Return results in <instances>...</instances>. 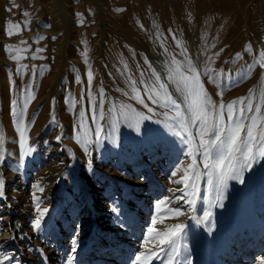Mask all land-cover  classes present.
<instances>
[{"label": "rangeland", "instance_id": "rangeland-1", "mask_svg": "<svg viewBox=\"0 0 264 264\" xmlns=\"http://www.w3.org/2000/svg\"><path fill=\"white\" fill-rule=\"evenodd\" d=\"M117 8L124 11L117 12ZM25 11L30 15H22ZM25 20L30 21L27 30H23ZM9 22L20 23L22 31L8 36ZM169 29L183 41L189 57L198 65L200 83L208 96L226 104L249 96L251 89L253 106L259 104V115L264 117V67L260 66L264 63V0H0V135L6 149V158L0 162V178L5 180V198H0V217L4 218L0 222V257L14 258L6 264H68L77 224L81 228L74 264H131L138 253L148 249L158 252L162 247L159 240L170 238L172 231H177V242L182 243L179 230L172 228L178 223H186L192 264H264V160L244 173L243 183L228 181L226 191L234 194L230 215L221 212L216 218L214 206L215 229L211 234L188 214L179 218L170 214L163 225L157 217L155 225L169 231L155 242L142 245L153 202L170 195L168 189L183 186L169 183L170 170L180 160L185 166L191 163L185 159L178 137L152 120L143 122L139 133L121 125L118 133L111 128L102 133L105 139L99 148L93 145L91 157L85 156L72 138L77 113L88 107L87 97L81 101V93L88 87L89 68L94 74L92 90H104L105 112L112 104H124L151 115L131 98L125 76L133 75L138 81L143 71L148 79L151 68H155L167 83L165 62L170 58L156 39L158 32L167 38L166 46L176 59L184 61ZM41 36L44 39L38 40ZM21 40L28 44L20 45ZM212 44L216 47L209 52L203 50ZM249 44L251 50L245 52ZM5 45L29 48L19 52L22 57H31L37 48L46 51L39 54L42 59H22L20 63L29 68L17 76V62L9 59ZM85 48L87 64L82 56ZM221 48L224 51L211 65L215 70L212 82L203 75L204 64L208 55ZM236 53L241 55L233 59ZM123 62L128 66L125 74ZM32 65L38 69L42 65L48 67L43 75L38 71L34 76ZM180 71L190 75L187 68L181 67ZM77 75L80 83L76 82ZM30 81L35 99L28 100L23 119L25 124L35 121L27 135L29 144L36 145L37 150L21 165L11 109L12 101L17 99L23 109L22 90ZM139 88L143 96V85ZM169 92L182 103L174 85H169ZM96 98L99 100L98 94ZM146 102L156 111H164L147 99ZM53 108L56 123L50 122ZM90 117L89 112L82 132L84 138H88ZM100 123L103 125L104 121ZM60 134L63 140L57 143L55 137ZM91 138L95 140L94 135ZM65 149H71L75 158ZM89 159L94 169L91 173L86 170ZM181 177H185L183 171L176 179ZM40 180L45 192L36 195L45 200L41 208L50 209L42 233L34 232L30 223L38 215L32 204V185ZM199 183L198 196L205 199L197 204V215H202L215 193L210 188L205 191L207 177ZM113 204L118 207L119 216L111 210ZM247 205L253 209L254 218L247 217V223L236 220L245 216ZM35 249H41L43 254ZM151 264L162 262L153 259Z\"/></svg>", "mask_w": 264, "mask_h": 264}, {"label": "snow or ice", "instance_id": "snow-or-ice-1", "mask_svg": "<svg viewBox=\"0 0 264 264\" xmlns=\"http://www.w3.org/2000/svg\"><path fill=\"white\" fill-rule=\"evenodd\" d=\"M11 11V9H7ZM117 12L124 11L122 8L115 9ZM22 15L29 16L27 11ZM80 16V13H77ZM84 21L81 20L80 24ZM30 21L25 20L23 22V30H27ZM44 27H50V25H44ZM143 26L141 25V28ZM22 31L20 23L9 22L7 35L12 36ZM169 34L175 41L176 46L180 49L179 55L184 57V61H178L169 51L167 44V38L163 37V33H158L156 39L160 43V47L163 48L164 54L170 59L165 62L167 68V83L162 80V76L155 68H151V74L148 79H145V73L140 72L139 80L133 75H126V83L131 89V98L142 105L147 112L151 115H145L142 111H136L130 105H116L112 104L107 112L104 111L105 93L101 88L94 92L92 90V81L94 74L89 68L87 73L88 87L87 90H82L81 101L86 96L88 101L87 109L82 107L77 113L76 120L74 121V134L73 139L82 148L85 156L91 157V148L95 145L99 148L102 145L106 132V129L111 128L113 133H118V127L126 125L130 128H134L137 133L141 131L140 125L152 120L156 123H162L169 133L178 137L179 143L183 149V155L185 159H190L191 163L184 165V160H180L176 163L173 169L169 172V183L173 185H181L182 187L168 189L170 195L158 198L153 202L154 208L150 213V223L146 226L145 234L142 240V245L146 242H155L160 236L169 231L167 227L157 229L159 217V223L163 225V222L170 214H174L175 218L180 216L189 215V218L194 220L197 225L204 224L206 230L211 234L215 229V219L212 208L222 207L223 200L225 199V192L228 188L229 180H237L243 183V176L246 171L251 170L254 165L264 160V117L259 114L261 112L259 104L253 106L252 103V90H249V96L239 97L232 100L229 103H223L214 101L207 93L204 92L203 85L200 83V73H198V65L193 63V60L189 57L188 50L184 46L181 39L177 38L176 33L172 29H169ZM38 40H43L44 37H38ZM53 40L56 37H52ZM87 44V41H82ZM20 45L28 44L27 41L21 40ZM216 45L212 44L205 47L203 50L209 52L211 48H215ZM5 50L9 53V59L17 62L16 75L22 76L25 69H28L27 64H21L20 61L25 58L38 59L44 58L39 56L40 53L46 51V48H37L32 53L31 57H22L19 52H27L29 48H21L19 46L9 47L5 45ZM251 50V45H247L244 49L245 52ZM224 51L221 48L218 52H214L207 56L204 64L203 75L207 76L212 82H215L214 69L211 65ZM16 52V55L11 53ZM240 53H236L233 59H238ZM264 56V53H261ZM84 62L88 63L87 48L82 53ZM145 59V63H147ZM122 74L128 72V66L126 62ZM264 67V63L260 64ZM47 65H42L37 68L36 65L31 66V72L35 76L39 71V75H43L44 68ZM187 68L190 75H185L180 71V68ZM11 72V70H9ZM10 85L14 84L10 75ZM76 82H81V77L77 75ZM139 85H143V96ZM169 85L175 86V92L179 93L182 97V103L178 102L174 98L173 94L169 92ZM33 84L31 81L24 87L22 94L24 96L25 103L23 109L20 106V100L12 101L11 116L13 123L18 133V143L20 148L19 164H23L26 158H29L37 150V146L29 144V137L27 135L30 125L35 121L29 120L25 124L23 115L24 109L27 108V102L29 99H35L33 91ZM97 94L99 100H97ZM128 95V93H125ZM222 95V93H218ZM150 101L152 105H156L158 108L164 111H156L155 108L150 107ZM55 98H53V104ZM69 102V98H66V103ZM71 110V109H70ZM91 113V125L88 128V138H84L82 135L84 125L88 120V113ZM254 113L249 115V113ZM225 115L227 119L225 120ZM161 119H157V118ZM103 120L102 125L100 121ZM247 121V123H245ZM51 123H56V117L51 113ZM94 126V129L93 127ZM244 133L241 135V133ZM95 136V140L91 137ZM111 139V137H109ZM57 143L63 140V134L55 137ZM45 143H48L47 141ZM5 140L3 135H0V162L6 158ZM69 156L74 157V153L71 149H65ZM63 163V161H61ZM203 165V170L201 169ZM86 170L91 173L94 171L92 160L89 159L86 165ZM183 171L185 177H190V180L186 181L185 177L176 179L179 172ZM126 175V173H121ZM202 177H207V187L205 191L210 188L215 193V199L209 200L207 206L203 210L202 215H197V204L203 202L205 198L199 197L198 194L201 191L200 183ZM140 180L143 181L144 177L141 176ZM42 180L37 181L32 185L34 191L32 192V204L34 211L38 213L35 218L30 221L34 232H41L46 224V218L50 213V209L47 207L41 208V205L45 202L42 196L36 195L37 192L44 193L45 188L41 187ZM5 180L0 178V198H5L4 192ZM11 205H9L10 207ZM111 210L117 215H120V211L116 204H113ZM3 217H0V222L3 221ZM122 227H125L121 223ZM81 225L75 226L73 238L71 240V251L69 253L68 264H74L75 256L79 248V235ZM172 228L179 230L180 240L182 243L177 242V231H172L171 236L168 239H160L159 244L162 247L158 252L152 249H148L146 252H141L135 255L131 264H151L153 259L161 261L162 264H192L191 248L189 246V237L186 230V223H178L172 226ZM148 234H153L149 236ZM26 235V234H24ZM42 253L41 249H35ZM33 251V249H29ZM14 260L13 257L7 255L0 257V264H6Z\"/></svg>", "mask_w": 264, "mask_h": 264}, {"label": "bare ground", "instance_id": "bare-ground-1", "mask_svg": "<svg viewBox=\"0 0 264 264\" xmlns=\"http://www.w3.org/2000/svg\"><path fill=\"white\" fill-rule=\"evenodd\" d=\"M158 28V27H157ZM159 33V32H158ZM157 34V33H156ZM179 100H181V99H179ZM146 180H148V179H146ZM231 181H233V180H231ZM150 182V181H149ZM148 182V183H149ZM144 186H148V184L147 183H145L144 184ZM227 190H229V189H227ZM141 197V196H140ZM233 201H234V194H233V192L232 191H226L225 192V199L223 200V206L222 207H216V212H215V215H216V218H219V214L221 213V212H226V214H228V215H230V205H231V203H233ZM251 203V201L248 203V205H251L250 204ZM247 205V208H246V214H245V216L244 217H240V218H237L236 220H238V221H240V220H242V221H245L244 223H247V220H248V218L247 217H250V215L252 216L253 215V209L250 207V206H248ZM234 208V207H233ZM232 208V211L234 210ZM242 209V208H241ZM257 212V211H256ZM242 213V212H241ZM240 213V214H241ZM237 217H238V215H237ZM252 218V217H251ZM253 218H254V215H253ZM240 219V220H239ZM256 219V218H255ZM257 223H258V221L256 220V225H257ZM224 225L225 224H223V225H221L220 226V228L222 229L223 227H224ZM233 227V226H232ZM3 240V239H2ZM1 240V241H2ZM7 244V243H6ZM4 245V244H3ZM1 247V246H0ZM237 250V249H236ZM230 253V252H229ZM211 260V259H210ZM209 263H211V262H209Z\"/></svg>", "mask_w": 264, "mask_h": 264}]
</instances>
